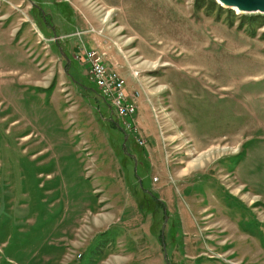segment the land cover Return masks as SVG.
<instances>
[{
  "label": "rangeland",
  "instance_id": "374dc122",
  "mask_svg": "<svg viewBox=\"0 0 264 264\" xmlns=\"http://www.w3.org/2000/svg\"><path fill=\"white\" fill-rule=\"evenodd\" d=\"M0 264H264V14L0 0Z\"/></svg>",
  "mask_w": 264,
  "mask_h": 264
},
{
  "label": "built area",
  "instance_id": "2783aa9c",
  "mask_svg": "<svg viewBox=\"0 0 264 264\" xmlns=\"http://www.w3.org/2000/svg\"><path fill=\"white\" fill-rule=\"evenodd\" d=\"M83 49L80 61L87 63L88 71L86 77L98 91L102 100L106 101L115 115L123 122V126H131V119L135 114L133 100L123 92V80L116 74L108 71L102 63L103 53Z\"/></svg>",
  "mask_w": 264,
  "mask_h": 264
},
{
  "label": "water",
  "instance_id": "95a60500",
  "mask_svg": "<svg viewBox=\"0 0 264 264\" xmlns=\"http://www.w3.org/2000/svg\"><path fill=\"white\" fill-rule=\"evenodd\" d=\"M220 6L228 9H236L243 14H264V0H214ZM66 59V58H65ZM166 220V218L164 219ZM162 235V230H161Z\"/></svg>",
  "mask_w": 264,
  "mask_h": 264
},
{
  "label": "flooded vegetation",
  "instance_id": "af4514ba",
  "mask_svg": "<svg viewBox=\"0 0 264 264\" xmlns=\"http://www.w3.org/2000/svg\"><path fill=\"white\" fill-rule=\"evenodd\" d=\"M34 9H36L37 10V8H34ZM38 11V10H37ZM38 12H40V11H38ZM41 16H42V19H45V17H44V15L41 13ZM45 22V21H44ZM50 30H52V29H50Z\"/></svg>",
  "mask_w": 264,
  "mask_h": 264
},
{
  "label": "bare ground",
  "instance_id": "6f19581e",
  "mask_svg": "<svg viewBox=\"0 0 264 264\" xmlns=\"http://www.w3.org/2000/svg\"><path fill=\"white\" fill-rule=\"evenodd\" d=\"M217 4H219V3H217ZM219 5H220V4H219ZM231 10H234L235 12H237V10H236V9H234V8H233V9H231ZM237 13H238V12H237Z\"/></svg>",
  "mask_w": 264,
  "mask_h": 264
}]
</instances>
